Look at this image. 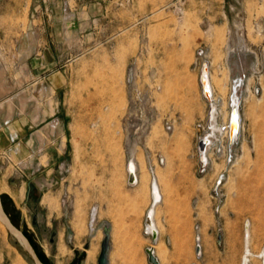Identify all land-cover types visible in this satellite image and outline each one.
Instances as JSON below:
<instances>
[{
  "label": "rangeland",
  "instance_id": "obj_1",
  "mask_svg": "<svg viewBox=\"0 0 264 264\" xmlns=\"http://www.w3.org/2000/svg\"><path fill=\"white\" fill-rule=\"evenodd\" d=\"M1 94L3 208L46 264H97L105 226L108 264H150L144 246L160 264H242L247 225L248 264H264V0H0ZM13 100L26 132L34 118L23 149ZM151 162L158 241L144 220ZM0 228V264H32Z\"/></svg>",
  "mask_w": 264,
  "mask_h": 264
},
{
  "label": "bare ground",
  "instance_id": "obj_2",
  "mask_svg": "<svg viewBox=\"0 0 264 264\" xmlns=\"http://www.w3.org/2000/svg\"><path fill=\"white\" fill-rule=\"evenodd\" d=\"M207 70L208 69L206 67L202 68L203 76L201 77V80H200V87L202 89L203 97L205 99H207L208 102H212V99H213V94H212L213 93V88H212V85H211V80H210V78L207 75ZM234 98L237 99L236 96ZM235 105L238 106V103L236 101H235ZM235 105H233V106H235ZM211 117H212V121H214L215 118H216L214 110L212 111ZM235 127H236L235 125L230 126V116H229L228 122L226 123V125H225V127L223 129L224 131H226V134H227V137L229 139V142H233L234 140H236V138L239 135V133L235 135V131H234ZM239 128H240V121H239ZM212 131H213V133L221 132L220 129L215 127L214 125L212 127ZM203 141H204V145L206 147L210 143V141H208V139L203 140ZM204 153L205 152H203L202 154H204ZM126 168H127V171H128L129 174L134 175L133 176L134 177V181L136 179V183H137L139 181V178L136 176V164L132 160H129L127 162ZM158 182L159 181H157V177H155L154 179L151 180V183L149 185V191H150V204L149 205L150 206H149V208H148V210H147V212L145 214V219L147 218L149 220L148 224H146V233H148V234L153 233V231H156V233H157V223H156V219H154V216L156 214V207L158 206L157 204L162 200V194H161V191H159ZM50 201H52V200H50ZM49 204H50V202H49ZM51 205H52V203H51ZM247 226L245 228V231H246L245 232V245H246V248H245V251H244L243 258H242V260H243L242 264H248L249 256H253L251 254L250 250H249V245H248L249 231L247 229ZM107 227L109 228V231H110V227L109 226H107ZM4 228L5 227L2 224V229H4ZM62 243H59L58 248H57V251H58L57 254H58L59 257L65 256L66 254H68V253H66L67 252L66 248H65V246ZM162 247H163V245H161V247L159 248V253H164L165 252V250L163 249L164 247L163 248ZM157 248H158L157 246H153L150 249L154 252L155 256L157 257V260L159 261V258L156 255ZM94 250L91 249V245H90V248L87 249V258H86L87 261L93 260L94 252H95ZM258 255L260 256V258L262 260H264V251L260 252V254H258Z\"/></svg>",
  "mask_w": 264,
  "mask_h": 264
},
{
  "label": "water",
  "instance_id": "obj_3",
  "mask_svg": "<svg viewBox=\"0 0 264 264\" xmlns=\"http://www.w3.org/2000/svg\"><path fill=\"white\" fill-rule=\"evenodd\" d=\"M204 66L203 68H205ZM207 68V67H206ZM202 74V73H201ZM203 76V74H202ZM201 76V77H202ZM230 126L235 125V135L238 134L239 131V121H240V116H239V107L238 106H231L230 109ZM231 143V142H230ZM200 147V151H204L206 146L204 145V141L201 140L198 144ZM129 177V183H132L134 181V177L132 174L128 175ZM149 220L146 218L145 219V224H148ZM0 223L4 225L6 231L18 244V246L27 254L29 255L32 264H44L41 259L39 258L37 252L34 251L33 247L31 246L28 238L25 237V235L15 226V224L12 223L10 217L6 214V211L3 208L1 196H0ZM103 239L101 240L100 243V253L97 258V264H108V256H109V248H110V235H109V228L106 226L103 229ZM158 234L156 231H153L151 233V239L152 241H156ZM53 239L51 240V242ZM196 251H199V248L196 249ZM146 254H147V261L150 264H160L158 262L157 257L155 256L154 252L150 249H146ZM73 264H78V261H75Z\"/></svg>",
  "mask_w": 264,
  "mask_h": 264
},
{
  "label": "crops",
  "instance_id": "obj_4",
  "mask_svg": "<svg viewBox=\"0 0 264 264\" xmlns=\"http://www.w3.org/2000/svg\"><path fill=\"white\" fill-rule=\"evenodd\" d=\"M4 100H5V97H4V95L1 94L0 103L2 102L4 104ZM13 101H14L13 102V109H14L13 117H15L16 115L18 117L17 118L18 120L16 118L14 120L15 126H18V127L15 128V131H14L13 135H14V138L17 141H19L17 143V148L22 147V149H23V146H24L23 139L25 138V136L27 138L29 137L31 140H33V138H34L33 137V134H34L33 133V127H32L34 118H32V115L29 116L30 127H29V129H27V132H26V130H24L25 129L24 128L25 125L22 124V116H23V114H22L21 109H20V104H18L16 106L15 105V100H13ZM17 110H18V112L16 113ZM4 117H5L4 111H1L0 112V130L2 129V126L5 125ZM53 120L58 121V119H53ZM23 160H24V157H23ZM127 220L130 221V223L134 226L133 228H131L133 230H137L138 227H140V224L142 223V220L140 219V217H136V218L135 217H132V218L131 217H127ZM144 220H145V217H144ZM109 232H111V227H110V231ZM131 232H132L131 230L127 231V234L131 235V234H135L136 233V232H132V233ZM158 239H159V237L157 236L156 240L158 241ZM139 247H140L139 244L135 243V244L131 245L130 249H132V251H134L136 254H138ZM143 249L146 251L147 247L144 246ZM108 260H109V257H108ZM202 264H225V263L224 262H220V261H211V262L202 263Z\"/></svg>",
  "mask_w": 264,
  "mask_h": 264
},
{
  "label": "built area",
  "instance_id": "obj_5",
  "mask_svg": "<svg viewBox=\"0 0 264 264\" xmlns=\"http://www.w3.org/2000/svg\"><path fill=\"white\" fill-rule=\"evenodd\" d=\"M162 160L161 159H159L158 161H156L157 162V164H159V163H162L161 162ZM149 174L150 175H152V177L153 178H155L156 176H155V169H156V166H155V164L153 163V162H151L150 164H149ZM263 261V260H262ZM263 263V262H262Z\"/></svg>",
  "mask_w": 264,
  "mask_h": 264
},
{
  "label": "flooded vegetation",
  "instance_id": "obj_6",
  "mask_svg": "<svg viewBox=\"0 0 264 264\" xmlns=\"http://www.w3.org/2000/svg\"><path fill=\"white\" fill-rule=\"evenodd\" d=\"M40 259H41V261L44 263V264H46L44 261H43V259L40 257Z\"/></svg>",
  "mask_w": 264,
  "mask_h": 264
}]
</instances>
